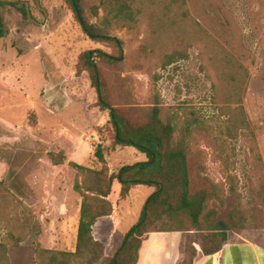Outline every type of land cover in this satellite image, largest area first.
I'll return each mask as SVG.
<instances>
[{
	"label": "rangeland",
	"instance_id": "1",
	"mask_svg": "<svg viewBox=\"0 0 264 264\" xmlns=\"http://www.w3.org/2000/svg\"><path fill=\"white\" fill-rule=\"evenodd\" d=\"M9 1L26 6L29 16L0 8L9 29L0 39V264H45L41 250L76 251L83 197L75 184L85 178L70 163L101 171L95 153L112 136L88 73L77 75L79 57L112 49L92 41L63 0ZM83 2L94 22L111 20V36L125 43L121 80L133 105L158 99L181 118H200L196 150L212 180L230 190L224 206L212 207L231 241L264 247V0ZM122 5L132 19L115 17ZM174 53L182 56L165 68ZM51 153L65 162L55 165ZM109 156V174L147 160L135 148ZM153 192L142 186L121 202L124 230ZM118 193L116 183L113 199ZM122 241L119 231L103 240L106 256Z\"/></svg>",
	"mask_w": 264,
	"mask_h": 264
},
{
	"label": "trees",
	"instance_id": "2",
	"mask_svg": "<svg viewBox=\"0 0 264 264\" xmlns=\"http://www.w3.org/2000/svg\"><path fill=\"white\" fill-rule=\"evenodd\" d=\"M63 2L92 41L112 49L111 53L87 50L80 55L77 65L78 76L84 72L89 75L98 96L97 107L109 115L106 127L112 136L110 144L98 147L95 153V158L103 164L101 171L70 163L85 178L82 183L77 181L75 184V190L83 197L76 251L41 250V258L45 264H137L140 251L152 233L185 236V256L180 264H194L198 248L207 257L220 253L229 243L230 232L212 203L224 206L230 190L212 180L196 150V138L204 131L202 121L195 112L181 118L179 113L166 109L158 99L147 107L133 105L121 80L125 43L111 36V20L94 22L86 13L83 0ZM8 6L18 9L28 18L26 6L18 8L17 2L0 0V8ZM98 15V9L94 8L93 16ZM132 15L129 5L120 6L115 13L117 18L132 19ZM8 34V26L0 16V39ZM179 56L182 54L168 55L164 67L177 64ZM121 148H135L147 160L125 165L117 173L109 174L106 161L109 155ZM50 157L55 165L66 160L64 156L57 158L53 153ZM116 183L119 184L121 201L127 200L136 187H148L154 192L116 253L108 257L103 242L95 238L94 228L99 220L113 214L110 197ZM231 221L234 230L241 229L236 209L232 212Z\"/></svg>",
	"mask_w": 264,
	"mask_h": 264
},
{
	"label": "crops",
	"instance_id": "3",
	"mask_svg": "<svg viewBox=\"0 0 264 264\" xmlns=\"http://www.w3.org/2000/svg\"><path fill=\"white\" fill-rule=\"evenodd\" d=\"M109 159L110 157H108V160ZM110 200L114 206L112 216L99 220L94 228L95 238L100 241L112 237V235L118 231L124 238L138 221L131 222L132 224L128 228L129 230H124L123 226L124 223L128 221V217L122 214V201L119 198V193L114 199L111 196ZM79 223L80 217L77 222V234ZM107 229L111 231V235L109 234L110 237H107ZM98 230H101V236L97 235ZM182 235L183 234L169 235L166 233H152L147 243L140 251L137 264H180L185 256V240L181 239ZM194 264H264V247L248 241L234 242L230 239L224 250L213 256H204L200 248H198V254L194 260Z\"/></svg>",
	"mask_w": 264,
	"mask_h": 264
}]
</instances>
